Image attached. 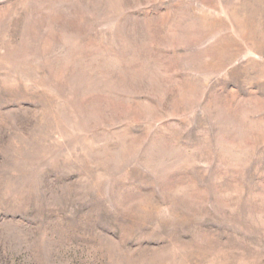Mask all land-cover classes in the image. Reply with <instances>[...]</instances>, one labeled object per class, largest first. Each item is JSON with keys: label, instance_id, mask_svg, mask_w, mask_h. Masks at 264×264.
Masks as SVG:
<instances>
[{"label": "rangeland", "instance_id": "obj_1", "mask_svg": "<svg viewBox=\"0 0 264 264\" xmlns=\"http://www.w3.org/2000/svg\"><path fill=\"white\" fill-rule=\"evenodd\" d=\"M0 264H264V0H0Z\"/></svg>", "mask_w": 264, "mask_h": 264}]
</instances>
